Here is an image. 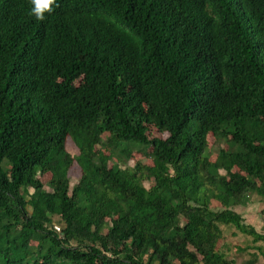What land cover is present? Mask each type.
I'll list each match as a JSON object with an SVG mask.
<instances>
[{"label":"trees","instance_id":"16d2710c","mask_svg":"<svg viewBox=\"0 0 264 264\" xmlns=\"http://www.w3.org/2000/svg\"><path fill=\"white\" fill-rule=\"evenodd\" d=\"M30 8L0 0V264H234L230 224L264 244L235 209L264 198V0Z\"/></svg>","mask_w":264,"mask_h":264},{"label":"rangeland","instance_id":"374dc122","mask_svg":"<svg viewBox=\"0 0 264 264\" xmlns=\"http://www.w3.org/2000/svg\"><path fill=\"white\" fill-rule=\"evenodd\" d=\"M149 133L152 134V131H150ZM224 144L225 143H222V146H224ZM218 147L219 146L216 143L214 147L210 148L209 158H211V155L214 154L215 151H217ZM148 148L149 147L144 149L142 152L144 153V151L149 150ZM68 149L69 151L71 150L72 155H75V153H77L75 148L72 146H70V148L68 147ZM143 153H138L137 155L135 154V156L130 158L124 166H133L135 159L142 158ZM71 169L72 171H70L72 172V175L69 176V181L70 185H73L79 180L81 172L80 168L76 165L75 162H73ZM41 179L46 182L48 180V175L41 176ZM144 184L147 187L149 186L147 182H145ZM235 209L245 218V223H251L255 228H257L258 231L264 232V227L262 225L264 222V198H260L256 194L251 193L248 199L247 206H238ZM52 220V222L58 224L57 221L59 219L57 216H53ZM221 228L223 234L217 244V249L227 254L228 258L234 259V264H247L250 259L252 260V264H255V260L257 257L258 261L256 264H264V258H262V254H260L262 252H260V249L258 248V246L261 247L262 251L264 252V244L262 242L253 243V237L251 235L241 233L231 224L222 225ZM234 246L235 250L233 249Z\"/></svg>","mask_w":264,"mask_h":264},{"label":"clouds","instance_id":"9594fccd","mask_svg":"<svg viewBox=\"0 0 264 264\" xmlns=\"http://www.w3.org/2000/svg\"><path fill=\"white\" fill-rule=\"evenodd\" d=\"M31 8L30 14L35 19L43 21L46 17V13L53 11L54 6L57 4V0H30Z\"/></svg>","mask_w":264,"mask_h":264},{"label":"crops","instance_id":"0c3cea01","mask_svg":"<svg viewBox=\"0 0 264 264\" xmlns=\"http://www.w3.org/2000/svg\"><path fill=\"white\" fill-rule=\"evenodd\" d=\"M250 209H252V208H250ZM263 218V217H262ZM264 220V219H263ZM257 243V242H256ZM234 250H235V246H234V248H233ZM255 250V249H254ZM258 254V253H257ZM260 254H262V258H264V252L262 251V253H260ZM226 255V258L227 259H232V258H228V256H227V254H225ZM230 255V254H229ZM234 260V259H233ZM251 260V259H250ZM257 261H258V257L256 258V260H255V264L257 263Z\"/></svg>","mask_w":264,"mask_h":264}]
</instances>
